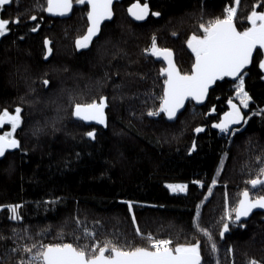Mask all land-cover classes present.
I'll use <instances>...</instances> for the list:
<instances>
[{"label": "trees", "instance_id": "trees-1", "mask_svg": "<svg viewBox=\"0 0 264 264\" xmlns=\"http://www.w3.org/2000/svg\"><path fill=\"white\" fill-rule=\"evenodd\" d=\"M145 2L149 14L136 24L127 11L137 0H114L113 19L86 48L76 47L87 31L85 5L74 2L62 20L46 15L47 0H12L0 10V17L21 21L10 24L0 39V113L15 114L19 107L22 118L15 132L21 147L0 160V205H20L21 217L15 221L7 207L0 209V264L27 262L31 254L24 247L33 244V252L40 244H83L78 238L85 228L90 243L112 239L145 245L151 233L173 246L200 241L202 264H264V214L255 212L239 225L228 220L229 229L220 236L226 211L238 204L245 188L252 199L264 195V186L249 183L264 168L262 57L255 55L244 70L252 100L239 130L214 127L234 95L236 80L229 78L215 83L203 106L188 102L173 123L164 113L151 116L150 110L159 109L166 79L164 63L145 51L153 36L159 48L172 50L180 71L190 72L195 58L188 38L201 35V23L222 18L235 2L139 0ZM253 6L264 11V0H240L239 30L249 26ZM101 96L105 124L73 117L76 103L99 102ZM197 127L203 130L196 132ZM7 131L10 123L1 126V134ZM178 183L187 185L184 193L167 187Z\"/></svg>", "mask_w": 264, "mask_h": 264}, {"label": "snow or ice", "instance_id": "snow-or-ice-1", "mask_svg": "<svg viewBox=\"0 0 264 264\" xmlns=\"http://www.w3.org/2000/svg\"><path fill=\"white\" fill-rule=\"evenodd\" d=\"M85 5L88 8L87 20L88 27L84 35L76 39L77 48H86L92 41V38L101 31L102 22L110 20L113 16V0H47V7L44 9L48 13L65 15L72 11L73 3ZM236 6H227L224 8V15L209 20L206 24L201 23L199 27L203 30L201 35L193 33L187 40V45L194 53L195 60L191 65L190 72L180 71L172 59V50L169 48H159L156 38L153 36L150 51L157 57H163L167 61V67L161 69L162 74H166L164 80L163 95L160 97L158 110H150L149 115L156 116L160 113L167 115L169 119L177 116V112L184 106L185 100L192 98L196 101H203L208 96L209 89L218 80L225 77H233L237 81L235 84V94L239 98L240 105L248 108L249 101L252 97L245 90V73L246 66L251 65L254 60V54L258 57H264V11H258L253 6L246 19L250 26L239 30L236 24L237 9L240 0H234ZM12 3V0H0V10L6 4ZM129 12L135 19L143 20L149 14V4H141L139 0L129 8ZM160 16V12L152 13ZM35 21L37 17L31 15L28 17ZM20 17L14 20L0 17V36H5L11 31L10 24H19ZM39 27L37 24L31 30L34 32ZM45 44H49L47 39ZM51 48L48 52L51 53ZM258 67L264 70V58H259ZM45 85L49 83L44 80ZM229 110L223 113L222 118L214 127L222 132L230 131V125L239 123L245 119L244 113L241 112L240 106L233 102L232 98L228 99ZM105 107L106 98L101 96L99 102L92 100L90 103H76L73 115L85 121H98L105 124ZM216 111L215 105L210 109ZM21 109L17 107L15 114L9 113L5 109L0 113V125L5 122L10 123L11 131L0 134V157L5 156L7 150L21 147V142L15 136L16 129L21 123ZM203 129L197 127L196 132ZM234 131V130H233ZM89 137L94 138V131L87 133ZM195 147V144H193ZM196 184H202V181H195ZM217 180L212 179V185ZM249 183L255 188L257 185L264 186V168L259 170V174L251 179ZM168 187L173 192H184L187 190L186 184H169ZM209 194L212 188L208 189ZM242 198L238 204L229 211H226L227 220L223 223L220 236L223 237L229 229L228 220L233 223L240 221L241 217H247L255 208L264 209V195H258L255 199L250 198L247 188L241 194ZM129 211H132V201H128ZM7 207L12 212V219H21L18 209L20 205H0V209ZM199 207V206H197ZM235 213L233 218L232 213ZM199 213L197 212V216ZM132 221L135 223L136 216L133 213ZM243 226V225H241ZM196 227L209 237L211 233L207 228H200L197 223ZM89 230L84 229L83 239L85 243H47L40 244L38 250L36 244L31 247L25 246L24 252L30 253L31 258L25 262L21 259L19 264H202V253L200 241L195 243H175L170 239L153 237L151 233L147 235L145 245H136L129 242L120 243L112 239H105L102 243L95 241L88 242ZM136 232L140 233V228L136 227ZM94 239V235L91 237ZM212 251L217 250L216 244H211ZM218 264V262H217ZM251 264H260L259 261L253 260Z\"/></svg>", "mask_w": 264, "mask_h": 264}, {"label": "water", "instance_id": "water-1", "mask_svg": "<svg viewBox=\"0 0 264 264\" xmlns=\"http://www.w3.org/2000/svg\"><path fill=\"white\" fill-rule=\"evenodd\" d=\"M133 4H135V3H133ZM133 4H131V5L129 6V8H130ZM113 5H114V0H113V3H112V10H113V8H114ZM129 8H128L127 14H128V17H130V19H131L134 23L138 24V23H141V22H143V21L146 20L147 17H145V19H143V20H137V19H135V17H133V16L131 15V13L129 12ZM70 14H71V12H69V13H67V14H65V15H63V16H61V15H58V14H55V13H48V12L46 11V15H47L49 18L60 19V20L65 19V18H68V17L70 16ZM86 19H87V15H86ZM112 19H113V18H111L110 20H105V21H103L101 27H102L105 23L110 22ZM87 23H88V20H87ZM87 27H88V26H87ZM86 30H87V29H86ZM99 34H100V32L97 33V35L94 36V37L92 38V41H94L95 38H97V37L99 36ZM0 39H1V36H0ZM189 50H190V52L192 53V51H191L190 48H189ZM193 54H194V53H193ZM254 56H255V54H254ZM194 58H195V57H194ZM154 59H156V60H158V61H162V62L164 63V65H165V67H167V61L164 60V58H163L162 56H161V57H157V56L154 55ZM172 59H173V61H174V63H175V58L173 57V53H172ZM194 60H195V59H194ZM193 63H194V62H193ZM175 64H176V63H175ZM247 67H248V66H246V68H247ZM246 68H245V69H246ZM245 69H244V70H245ZM244 70H243V71H244ZM165 75H166V74H165ZM225 78H226V79L229 78V79L235 80V78H233V77H225ZM214 85H215V84H214ZM214 85H212V86L210 87L209 91L211 90V88H212ZM188 102H192L193 105H194L195 107H196V106H197V107H201V106H203V105L207 102V97H206L205 100H203V101H196V100H194V99H192V98H188V99H186V100H185V103H184V106H183V107L177 112V116H176L175 118H173V119H169V118L167 117V115L165 114V118H166V120H167L168 122H170V123L175 122L176 118H177L178 115L181 114V112L185 109V106L187 105ZM73 112H74V111H73ZM73 117H75V119H78V120H80L81 122H83V123H85V124H88V123H92V122H94V121H85V120H83V119H81V118H79V117H76V116H74V115H73ZM238 124H239V123H234V124L230 125L229 127H230V129H231V128L236 127ZM0 129H1V125H0ZM0 134H1V133H0ZM15 150H16V149H9V150H7L6 154H7V153H12V152L15 151ZM6 154H5V155H6ZM3 157H4V156H3ZM3 157H0V160H2ZM240 197L242 198V196H240ZM241 198H240V199H241ZM250 198H251V196H250ZM255 212H259V213L264 214V209H261V208H255V209H253L252 212L249 214V216H247V217H241L240 221H237L236 224H241V223H243V222L249 220L250 217H251L253 214H255ZM234 216H235V213H234Z\"/></svg>", "mask_w": 264, "mask_h": 264}, {"label": "rangeland", "instance_id": "rangeland-1", "mask_svg": "<svg viewBox=\"0 0 264 264\" xmlns=\"http://www.w3.org/2000/svg\"><path fill=\"white\" fill-rule=\"evenodd\" d=\"M234 6H236L235 4H234ZM114 9V8H113ZM249 26H250V24H249ZM261 51H264V50H261ZM193 54V53H192ZM194 55V54H193ZM195 57V56H194ZM262 58H264V57H262ZM237 83V81H235V83H234V85H233V89H234V95H233V97H232V99H233V102L234 103H236V104H238L239 106H240V109H241V112L242 113H244L246 110V108H244L242 105H240V102H239V98L236 96V94H235V84ZM94 122H96V123H98L99 124V122L98 121H94ZM5 123H8V122H5ZM244 124V121H241V122H239V124L236 126V127H234V128H231L230 129V131H229V133H232L231 132V130L233 131L234 129L235 130H239V127H241L242 125ZM2 126V125H1ZM226 133V132H225ZM178 184H180V183H178ZM168 185L169 184H167V187H168ZM216 185V184H215ZM214 186V185H213ZM168 189H170L169 187H168ZM170 191L172 192V193H176V194H178V193H184V192H180V191H177V192H173L171 189H170ZM9 212H10V216H11V218H12V212H11V210L9 209L8 210ZM18 212H19V209H18ZM13 220H18V219H13ZM236 224V223H235ZM237 225H239V224H237Z\"/></svg>", "mask_w": 264, "mask_h": 264}, {"label": "bare ground", "instance_id": "bare-ground-1", "mask_svg": "<svg viewBox=\"0 0 264 264\" xmlns=\"http://www.w3.org/2000/svg\"><path fill=\"white\" fill-rule=\"evenodd\" d=\"M77 120V119H76ZM235 130V129H234Z\"/></svg>", "mask_w": 264, "mask_h": 264}, {"label": "flooded vegetation", "instance_id": "flooded-vegetation-1", "mask_svg": "<svg viewBox=\"0 0 264 264\" xmlns=\"http://www.w3.org/2000/svg\"><path fill=\"white\" fill-rule=\"evenodd\" d=\"M133 4V3H132ZM2 37V36H1Z\"/></svg>", "mask_w": 264, "mask_h": 264}]
</instances>
